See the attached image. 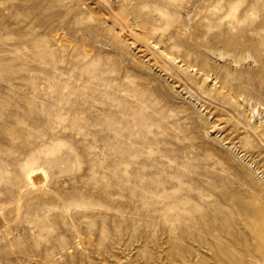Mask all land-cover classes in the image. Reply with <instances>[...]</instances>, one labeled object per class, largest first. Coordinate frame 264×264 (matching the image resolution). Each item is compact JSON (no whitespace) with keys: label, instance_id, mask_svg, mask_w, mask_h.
<instances>
[{"label":"rangeland","instance_id":"rangeland-1","mask_svg":"<svg viewBox=\"0 0 264 264\" xmlns=\"http://www.w3.org/2000/svg\"><path fill=\"white\" fill-rule=\"evenodd\" d=\"M0 264H264V0H0Z\"/></svg>","mask_w":264,"mask_h":264},{"label":"bare ground","instance_id":"bare-ground-1","mask_svg":"<svg viewBox=\"0 0 264 264\" xmlns=\"http://www.w3.org/2000/svg\"><path fill=\"white\" fill-rule=\"evenodd\" d=\"M32 175H33V174H30V175L28 176V179H29L30 182L33 181Z\"/></svg>","mask_w":264,"mask_h":264}]
</instances>
